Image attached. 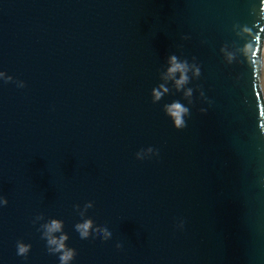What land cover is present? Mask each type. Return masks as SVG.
<instances>
[{
  "label": "water",
  "instance_id": "water-1",
  "mask_svg": "<svg viewBox=\"0 0 264 264\" xmlns=\"http://www.w3.org/2000/svg\"><path fill=\"white\" fill-rule=\"evenodd\" d=\"M244 25L264 27L258 0H0V264H59L54 218L71 264H264V89ZM172 53L201 69L179 91ZM85 219L111 237L81 239Z\"/></svg>",
  "mask_w": 264,
  "mask_h": 264
},
{
  "label": "clouds",
  "instance_id": "clouds-1",
  "mask_svg": "<svg viewBox=\"0 0 264 264\" xmlns=\"http://www.w3.org/2000/svg\"><path fill=\"white\" fill-rule=\"evenodd\" d=\"M258 8L259 15L261 19H264V0H258ZM259 22L257 21V24ZM241 31L249 36L251 39L247 40L243 45L241 52L246 58V61L253 69V77H254V87L258 89H264V27H260V30L254 31V27L244 25L242 26ZM225 52L226 57L229 62L234 58V53L229 52L227 49H222ZM168 67L166 72L164 73V80H172L176 89L182 90L185 89V85H187L193 76L198 77L201 73V69L199 65H197L194 60L193 62H189L187 58L181 59L175 53H172L168 56ZM191 73V76L189 75ZM0 79L5 82L13 81L14 76L9 75L7 70L0 71ZM26 85V81L20 80L17 82L18 87H24ZM160 88L164 89L167 92L169 89L165 84H161ZM193 93V89L191 87L187 88L184 91V95L186 97H191ZM262 93L257 91L256 95L259 97ZM203 95V92L201 93ZM162 96L161 91L154 90L153 100H159ZM165 114L169 116L174 121V126L178 128H184L187 126V121L185 119L186 116L190 115V109L184 105L179 100H174L169 104H165ZM259 114L264 117V103L259 106ZM149 152H152V148L148 149ZM156 155H159V149L156 150ZM137 159H144L143 153H136ZM8 203V198L2 194H0V206H4ZM91 206V202L89 205ZM44 232L42 234V238L46 240V244L48 246V251L50 253H58L59 254V264H71V262L75 259L77 255V249L73 246H69L67 244L68 234L63 232V221L54 218L43 225ZM76 229L80 234L81 239H87L89 236H92L94 233L96 236L100 237L102 241L107 240L111 237L112 232L106 226H102L100 228H92L91 219H85L76 225ZM60 232L59 236L55 235V233ZM17 255L24 256L27 258L28 253L30 252L32 245L30 243H26L24 241H17ZM117 248L122 247L120 242L116 244Z\"/></svg>",
  "mask_w": 264,
  "mask_h": 264
}]
</instances>
